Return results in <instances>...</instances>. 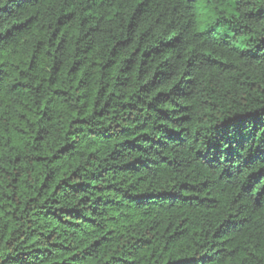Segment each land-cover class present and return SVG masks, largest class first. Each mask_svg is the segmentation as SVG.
<instances>
[{
	"label": "trees",
	"instance_id": "obj_1",
	"mask_svg": "<svg viewBox=\"0 0 264 264\" xmlns=\"http://www.w3.org/2000/svg\"><path fill=\"white\" fill-rule=\"evenodd\" d=\"M0 264H264V0H0Z\"/></svg>",
	"mask_w": 264,
	"mask_h": 264
},
{
	"label": "rangeland",
	"instance_id": "obj_2",
	"mask_svg": "<svg viewBox=\"0 0 264 264\" xmlns=\"http://www.w3.org/2000/svg\"><path fill=\"white\" fill-rule=\"evenodd\" d=\"M219 34L224 35V34H225V33H224V30L220 29V30H219Z\"/></svg>",
	"mask_w": 264,
	"mask_h": 264
}]
</instances>
